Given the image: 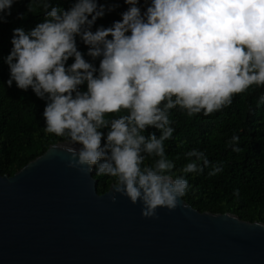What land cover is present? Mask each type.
<instances>
[{
    "label": "clouds",
    "instance_id": "obj_1",
    "mask_svg": "<svg viewBox=\"0 0 264 264\" xmlns=\"http://www.w3.org/2000/svg\"><path fill=\"white\" fill-rule=\"evenodd\" d=\"M15 3L0 0V23L8 22ZM124 4L121 19L93 30L120 5L75 0L65 9L51 0H30L28 12H42L43 20L31 29H13L4 57L6 85L31 88L46 101L44 130L66 140L53 148L70 153L68 167L113 178V202L117 194L126 196L142 204V216L154 218L158 208L175 210L189 188L184 175L174 176L175 161L166 155L165 142L175 131L172 110L209 116L230 107L236 95L264 88V0ZM262 104L264 94L257 107ZM149 128L159 137L145 135ZM239 139L228 141L233 152L241 151ZM184 155L183 174L223 171L203 151ZM233 195L239 197V189Z\"/></svg>",
    "mask_w": 264,
    "mask_h": 264
},
{
    "label": "water",
    "instance_id": "obj_2",
    "mask_svg": "<svg viewBox=\"0 0 264 264\" xmlns=\"http://www.w3.org/2000/svg\"><path fill=\"white\" fill-rule=\"evenodd\" d=\"M65 142L0 173V264H264L256 221L184 198L145 218L141 203L113 202L112 185L100 194L94 172L68 167L70 153L53 148Z\"/></svg>",
    "mask_w": 264,
    "mask_h": 264
},
{
    "label": "trees",
    "instance_id": "obj_3",
    "mask_svg": "<svg viewBox=\"0 0 264 264\" xmlns=\"http://www.w3.org/2000/svg\"><path fill=\"white\" fill-rule=\"evenodd\" d=\"M29 2L16 0L8 22L0 23V173L9 176L43 154L50 145L66 141L45 132V100L38 98L31 88L21 90L15 82L11 87L6 85L10 72L4 57L12 48L13 29H31L43 20L42 12H28ZM51 2L68 9L75 0ZM99 3L120 7L98 19L93 30L121 19L120 13L128 7L124 0H99ZM19 13H27L26 18L19 19ZM78 48L87 52L79 39ZM72 62L70 58L68 63ZM95 63L98 65L99 61ZM262 94L264 88L253 87L236 95L230 107L209 116L188 117L178 109L172 110L171 126L175 131L173 138L165 142L166 155L175 161L174 176L184 175L188 180L189 188L183 198L200 212H232L244 220L264 222V104L257 107ZM151 132L160 135L154 128H149L145 135ZM233 136L240 138L236 145L241 149L238 153L228 145ZM192 149L203 151L212 164H221L223 171L215 176H208L210 169L202 174H183L180 169L188 162L184 154ZM151 162L149 158L145 163ZM94 177L100 194L107 192L114 182L113 178L96 176L95 172ZM235 189H239V197L233 195Z\"/></svg>",
    "mask_w": 264,
    "mask_h": 264
}]
</instances>
